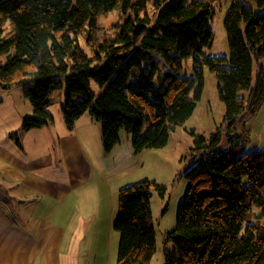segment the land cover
Instances as JSON below:
<instances>
[{
	"label": "trees",
	"instance_id": "16d2710c",
	"mask_svg": "<svg viewBox=\"0 0 264 264\" xmlns=\"http://www.w3.org/2000/svg\"><path fill=\"white\" fill-rule=\"evenodd\" d=\"M216 1L0 0V84L22 86L30 101L24 131L54 122L51 95L63 88L65 125L89 112L101 123L105 153L122 129L135 153L164 148L202 99L205 68L216 77L225 115L209 136L189 130L188 185L164 264H264V147L253 145L244 122L264 106V0H231L223 22L229 55L204 49L215 40ZM117 7L114 31L99 37L98 16ZM166 189L147 178L119 189L117 264L151 263V196Z\"/></svg>",
	"mask_w": 264,
	"mask_h": 264
},
{
	"label": "rangeland",
	"instance_id": "374dc122",
	"mask_svg": "<svg viewBox=\"0 0 264 264\" xmlns=\"http://www.w3.org/2000/svg\"><path fill=\"white\" fill-rule=\"evenodd\" d=\"M246 1L254 6L251 0ZM230 3L231 0L216 1L217 13L212 20L215 40L211 46L204 48L207 53L229 55L223 22ZM151 7L149 4L148 9ZM120 16L121 9L119 7L100 14L98 16L100 26L98 36L103 37L113 32L112 27L120 19ZM11 29L12 25L8 22L6 32ZM80 39L82 47L90 53L85 30L81 32ZM0 60L4 63L7 60V54L1 55ZM159 60L161 61L159 64L165 66L162 57ZM51 98L52 104L49 111L54 116V122L48 126L24 131L22 128L24 118L34 115L30 101L25 97L22 86L14 85L8 88L0 84V145L8 146L14 141L18 143L17 140L21 138L33 157L38 148L47 150L49 153L55 149L54 142L57 144L58 136L69 130L65 125L62 110V104L65 100L64 89L55 90ZM224 115L225 104L219 98L217 79L209 68H205V86L202 99L198 102L193 115L183 125L177 126L171 132L169 145L160 149H144L140 153H135L131 134L126 129H122L120 133L122 145L116 147L114 153L107 157V160L112 162V169L106 176L112 177L113 189L106 198L103 194L101 200L102 213L95 220H92V230L89 237L84 240L75 264H117L120 234L113 224L118 212L119 189L145 178L163 184L167 188L164 197H161L156 190L151 196L157 250L150 264H164L165 247H174L173 241H168L166 234L176 225L178 206L188 185V180L183 176V170L189 160H182V156L193 145V137L189 130L195 128L198 133L209 136L212 130L221 126ZM81 117L91 118L92 123L98 127L99 136H101L100 122L96 121L89 112L84 113ZM244 122H248L253 130V145L255 146L259 142L258 145L263 148L264 106L254 115H245ZM82 125L83 122L80 119L78 133L82 132L83 135L89 133L94 136L95 128H92V125L90 129L84 127V130L80 127ZM40 143L43 144L41 147H39ZM124 156L126 159L123 161H116Z\"/></svg>",
	"mask_w": 264,
	"mask_h": 264
},
{
	"label": "crops",
	"instance_id": "0c3cea01",
	"mask_svg": "<svg viewBox=\"0 0 264 264\" xmlns=\"http://www.w3.org/2000/svg\"><path fill=\"white\" fill-rule=\"evenodd\" d=\"M80 119L94 136L78 133ZM92 121L79 118L50 153L38 148L33 157L21 138L0 145V264H75L113 189L107 157L122 145L105 155Z\"/></svg>",
	"mask_w": 264,
	"mask_h": 264
}]
</instances>
